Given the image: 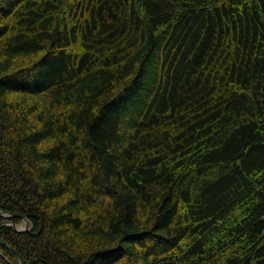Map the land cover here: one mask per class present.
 Here are the masks:
<instances>
[{"label":"trees","instance_id":"obj_1","mask_svg":"<svg viewBox=\"0 0 264 264\" xmlns=\"http://www.w3.org/2000/svg\"><path fill=\"white\" fill-rule=\"evenodd\" d=\"M0 131V264H264V0H0Z\"/></svg>","mask_w":264,"mask_h":264},{"label":"water","instance_id":"obj_2","mask_svg":"<svg viewBox=\"0 0 264 264\" xmlns=\"http://www.w3.org/2000/svg\"><path fill=\"white\" fill-rule=\"evenodd\" d=\"M0 139H1V131H0ZM0 213H2V212L0 211ZM25 220H26L25 228L24 227L23 228H18L19 230H24L25 231V229L28 228L29 221L27 219H25ZM13 225H14V223H13ZM21 264H24V262L21 261Z\"/></svg>","mask_w":264,"mask_h":264},{"label":"rangeland","instance_id":"obj_3","mask_svg":"<svg viewBox=\"0 0 264 264\" xmlns=\"http://www.w3.org/2000/svg\"><path fill=\"white\" fill-rule=\"evenodd\" d=\"M24 227H25V224H24Z\"/></svg>","mask_w":264,"mask_h":264}]
</instances>
